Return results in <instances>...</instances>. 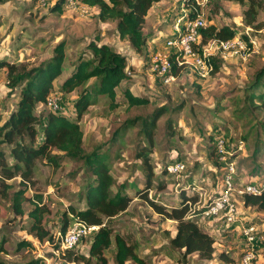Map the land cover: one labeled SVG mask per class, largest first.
<instances>
[{
	"label": "rangeland",
	"instance_id": "374dc122",
	"mask_svg": "<svg viewBox=\"0 0 264 264\" xmlns=\"http://www.w3.org/2000/svg\"><path fill=\"white\" fill-rule=\"evenodd\" d=\"M58 0H0V60L22 64L27 68L37 66L49 59L53 48L65 42L63 72L54 81L57 86L74 70L79 58L90 56L87 44L97 39L98 43L111 46L126 58L130 90L135 95L148 98L141 106L127 107L118 94L119 106L108 107V99L100 97L83 112L80 126L83 132L84 151L94 147L108 148L111 138L126 120L135 124L124 131L118 145L111 146V171L118 185L134 180L143 186V175L138 171L135 157L145 144L139 131V118L147 117L161 106L169 108L161 113L153 130L149 156L154 170V179L147 197L165 207L176 205L182 191L193 195L191 209L198 211L214 196L225 189V176L231 174L233 190L232 224L222 217L195 216L196 223L214 238V252L210 259L200 258L197 253L183 255L172 246L170 238L175 234L176 221L156 213L146 201L133 190L128 206L115 216L104 221L112 227L114 236L121 237L131 247L134 258L124 264H264V211L243 203L242 189L246 184L264 187V107L256 108L243 103L244 88L255 73L264 70V9L260 10V29L242 23L243 7L228 0H194L199 5L197 16L205 25H230L245 34L251 46L239 38L242 47L234 44L227 49L217 42L209 41L194 45V53H206L213 57L217 69L211 66L204 76L194 67L190 58L182 64L174 80L169 84L161 81L151 63V56L160 53L167 58L178 55V47L172 43L174 25L179 16L188 14L183 0H160L147 11L142 32L146 44L136 52L130 44L120 39L116 23L97 18V7H88L80 0H65L60 12L51 7ZM78 90L70 93L51 92L58 108L66 117L74 115V101ZM18 90L7 84L6 68L0 67V118L2 120L14 108ZM178 107V108H176ZM49 110L47 104H39L36 113ZM170 123L168 130L166 124ZM216 130L225 132V163L217 168L206 145ZM241 142V143H240ZM217 148V147H216ZM232 149L234 153H232ZM57 166L44 161L36 162L25 191L22 203L23 214H17L9 196L0 197V264H97L95 258L88 262L70 261L64 258V249L55 247L60 240L61 218L68 206H84L79 195L85 188L87 175L81 160H71L61 152ZM175 158L180 162L166 164ZM177 166V167H176ZM163 167L166 168L164 172ZM19 176L7 180L16 189ZM36 196L40 197L38 201ZM38 202L44 209L43 226L52 234L53 242L37 241L29 233L27 216L33 204ZM67 228L76 218L69 215ZM252 226L249 234L244 229ZM92 232L84 235L71 249L75 254L87 256ZM23 241L30 244L22 245ZM114 243L104 250L107 264H114ZM244 257H249L247 263Z\"/></svg>",
	"mask_w": 264,
	"mask_h": 264
},
{
	"label": "trees",
	"instance_id": "16d2710c",
	"mask_svg": "<svg viewBox=\"0 0 264 264\" xmlns=\"http://www.w3.org/2000/svg\"><path fill=\"white\" fill-rule=\"evenodd\" d=\"M88 7H97V18L101 21L112 20L116 23V31L120 39L126 40L136 51H143L146 44V36L142 32L144 18L152 4L160 0H80ZM243 7L242 23L253 29H260L262 23L258 21L260 10L264 9V0H228ZM65 0H58L52 7V12H60ZM188 8L186 17L193 20L197 17L199 5L194 0H183ZM184 33H175L170 38H176ZM200 44L209 41H226L239 37L246 46H251L245 34L238 32L230 25H216L210 23L199 30ZM90 56L79 58L74 70L66 75L57 85L55 79L61 76L65 62V42L60 41L53 48L49 59L43 63L27 68L22 64L11 63L8 60H0V67L6 68L7 84L12 89L18 90V100L14 108L2 120L0 118V197L9 196L12 209L17 214H23L22 203L27 200L25 191L27 183L31 179L33 169L38 161H44L57 166L59 154L71 160H81L85 174L88 176L85 188L80 193L79 199L83 200L84 206L76 208L68 206L63 212L60 235L66 231L69 222V215L87 225L96 226L92 231V237L88 246L87 256L75 254L72 250H64V258L70 261L88 262L95 258L97 264H107L103 257L104 250L112 243L115 246L114 264H124L127 259L134 258L131 247L119 237L114 236L112 240V227L104 220L110 219L123 211L132 199L126 189L133 190L139 198L146 201L148 205L159 215L171 218L176 221L175 234L169 242L172 246L183 251V255L197 253L200 258L210 259L214 252V238L204 231L195 221V216L202 215L207 207L206 203L198 211L191 209L194 203V196L184 194L176 205L165 207L156 201L149 199L147 193L151 188L154 179V170L149 156L152 145L153 130L156 127V120L161 113L167 112L169 108L161 106L147 117L139 118V131L145 144L135 155L138 161V171L143 175V186L139 187L134 180H128L125 184L118 185L111 171V146L118 145V141L127 127L135 124L134 119L126 120L118 132L110 140L108 148L94 147L91 151H84L83 132L80 120L83 112L96 102L100 97L108 99L110 109L119 106L116 98L120 94L127 104V107L141 106L148 103V98L135 95L130 90V82L117 91L123 81H128L126 72V58L111 46L105 43H98L97 39L87 44ZM171 72L176 75L180 66H177L173 57ZM213 69L217 64L213 57H209ZM70 93L78 90L74 101L73 117H66L59 110H47L36 113L39 104H46L51 92ZM264 107V70L255 73L253 79L245 86L243 103L252 108L258 107L255 103ZM178 108V107H176ZM166 128H171L170 123ZM225 137V132L216 130V133L209 138L206 145V154L209 155L213 164L220 168L225 163L219 159L216 148V139ZM234 149H232V153ZM225 155V152H224ZM175 158L166 164L180 162ZM167 167H163L166 172ZM20 177L17 188L7 180ZM40 200L39 196H36ZM243 203L246 206H255L258 210L264 211V188L260 187L258 194L243 193ZM210 201V200H209ZM44 209L38 202L33 204L27 216L30 220L29 233L37 241L53 242V235L43 226ZM84 236L81 237V239ZM80 239V240H81ZM30 244L23 241L22 245ZM59 239L55 244L58 248ZM31 264H38L34 260Z\"/></svg>",
	"mask_w": 264,
	"mask_h": 264
},
{
	"label": "built area",
	"instance_id": "2783aa9c",
	"mask_svg": "<svg viewBox=\"0 0 264 264\" xmlns=\"http://www.w3.org/2000/svg\"><path fill=\"white\" fill-rule=\"evenodd\" d=\"M205 23L201 19L200 16L195 17L193 20L188 19L185 16H179L176 19L174 29L175 33L180 32L183 28L184 33L176 38H172V43H174L178 47V55L175 56L174 62L177 66H181L184 64L187 58H190L194 67L197 69V72L204 76L211 64L209 62V56L206 55L205 52L202 54L194 53V45L197 44L200 40L199 30L201 27H204ZM215 42V40H212ZM220 48L227 49L234 44L242 47L241 43L235 38L226 41H216ZM186 58V59H185ZM151 63L153 64V68L156 69L161 81L165 84H169L173 81L174 74L171 72L172 63L170 58L162 56L160 53L153 54L151 56ZM47 106L56 111L58 108L57 102L55 99L47 98L46 102ZM224 140L223 138L216 139V147L219 155V159L225 162L224 156ZM241 143V142H240ZM177 167V166H176ZM231 174H227L225 176V189L214 196L207 204V207L202 211L203 217H222L224 221L232 224L234 222L233 211L234 206L230 200V194L233 190V186L231 185ZM264 188V187H261ZM260 192V187H255L253 184H246L242 189L243 193L250 194H258ZM97 227L92 225H87L86 223L75 219L73 223L67 228L63 235H60V247L61 249H71L75 246L76 243L79 242L82 236L92 232ZM252 226H248L244 229V233L247 235L252 230ZM249 257H244L243 262L247 263Z\"/></svg>",
	"mask_w": 264,
	"mask_h": 264
}]
</instances>
